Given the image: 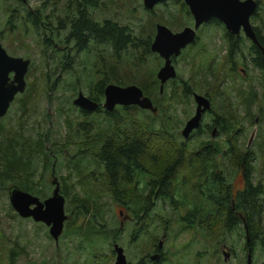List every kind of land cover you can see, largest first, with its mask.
<instances>
[{"label": "rangeland", "instance_id": "1", "mask_svg": "<svg viewBox=\"0 0 264 264\" xmlns=\"http://www.w3.org/2000/svg\"><path fill=\"white\" fill-rule=\"evenodd\" d=\"M25 1L30 7L37 9L42 0ZM45 1L40 14L51 15L48 22L53 25L56 17L63 16L64 0ZM179 1L163 0L151 9H145L142 0H98L95 11L90 9V14L95 19H111L125 25L143 39H146L147 33H151L150 41L155 23H161L171 31L192 25L190 14L180 7ZM256 1L257 9L250 16L249 23L264 38V0ZM16 6L15 0H0V33L4 36L1 44L16 55L29 58L27 79L35 83L36 93L26 103L23 113L15 105L1 120L2 124L0 123V150L6 155L0 152V169L5 159L11 156L25 161L27 165L25 171H12L9 176L0 177V264H7L9 255L14 264H112L113 255L110 249L113 242L122 247L125 259L133 262L145 253L150 254L159 239L160 251L164 255L162 264H194L196 259L197 264H244V233L238 224L230 233L223 231L220 234V231H214V228L219 227L211 223V217L207 222L196 218L192 226L187 228V224L183 222L184 217L192 207H197L198 210L201 206L190 207L185 202L183 206L173 207L167 202L154 201L149 212L150 222H146V232L137 241H129V222H124L125 212L129 215L128 209L133 206L122 208L116 204L110 192L101 184L98 189L102 191L96 189L94 194H90L91 205L87 212L76 214L70 198L72 194L81 197L84 190L77 172L71 174L70 169L75 167L70 165L68 157L82 156L77 152L82 136L75 130L76 121L80 117L71 99L77 90L85 95L87 83L91 79L96 80L98 76L94 74L96 66L104 65L103 70L108 71L111 61L107 58L95 59L94 49L87 53L79 52L72 61L76 62L74 72L66 74L59 71L58 78L55 77L57 70H52L51 63L59 59L60 53L43 46L39 40L43 34L48 36L47 31L39 27L32 30L23 22L12 20L11 23L16 28L7 32L6 16ZM19 7H22L21 3ZM40 20L43 21L42 17ZM220 25L212 21L195 30L196 42L187 45L173 57L175 77L165 82L163 95L158 96L157 90L152 95V105L156 110L152 113L148 110L138 113L137 120L155 129L163 127L176 143L184 140L189 147L197 148L195 145L198 143L211 141L223 148L226 143L233 142L240 151L249 150L253 156L249 163L252 167L250 178L253 182L259 181L262 188L259 197L262 204L261 223L264 224L263 69L255 65L254 54L248 49L250 43L241 32L239 35L243 37V41L231 69L225 61ZM124 55H121V60ZM161 63L162 60L157 54L149 50L142 54L140 49L132 59L119 63L115 69L120 74L133 72L129 76L134 77L138 76L136 70L149 72L150 75L153 73L156 80L155 72ZM45 78L51 79L50 81L57 78L51 90H45ZM63 79L66 80L64 87L61 86ZM184 82L191 92L208 96L211 109L224 117L227 125L221 132L217 131L213 136L204 132L205 124L209 120L205 112L200 121L201 132L198 133L196 129L188 137H181L180 129L194 109L191 92L183 95ZM97 117L95 118L98 119ZM70 131L73 133L66 135ZM96 132V127L92 126L90 134L95 135ZM63 143H71L73 146L57 148ZM156 146L151 143L147 148ZM227 173L230 185L239 189L241 180L238 167L227 168ZM27 175L29 186H33V191L28 192L39 200L50 195L52 177L56 178L60 190L65 192L63 212L66 218L56 241L49 236L47 226L33 221L30 217L18 216L9 205L8 187L12 183L23 181ZM189 192L190 189L186 194ZM119 209L122 210L121 213H118ZM202 215L203 213L199 216ZM119 221L123 222V227L119 233H115ZM221 243L225 244L229 252L225 261L220 249ZM263 259L264 248H255L250 255V264H260Z\"/></svg>", "mask_w": 264, "mask_h": 264}, {"label": "trees", "instance_id": "2", "mask_svg": "<svg viewBox=\"0 0 264 264\" xmlns=\"http://www.w3.org/2000/svg\"><path fill=\"white\" fill-rule=\"evenodd\" d=\"M97 2L98 0H71L67 6L68 10L62 11L63 15H66L68 24L67 39L72 43V50L67 59L69 64L63 69L71 74L76 65V62L71 61H74L78 52L87 53L95 49V59L107 58L111 63L108 71L103 70L104 65L96 66L94 70V74L98 75L96 80L91 79L85 86L86 94L91 99L100 101L104 85L112 82L120 86L134 84L154 103L152 95L156 90L158 93V81L153 78V73L150 75L149 72L136 70L138 76L134 77L129 76L133 72L120 74L119 70L115 69L119 63L132 59L138 50L141 49L142 54L148 52L151 33H147L146 39H143L135 35L127 26L120 25L116 21L95 19L90 14V9L95 11ZM45 4V0L40 2L36 10L38 14ZM179 5L187 14L189 13L181 0ZM62 19L56 17L55 29L61 27ZM37 22L35 21L36 24ZM252 29L257 40L264 47V38L259 30L256 27ZM225 35L228 43L227 56L230 57L232 52L237 50L241 40L239 36L232 38ZM42 44L47 46L44 42ZM248 49L254 54L255 65L261 68L259 52L255 45L250 42ZM122 54H125L123 60H121ZM139 56L140 62L141 55ZM185 85L184 82V96L190 93ZM73 90L75 91V88ZM162 92L157 95H161ZM146 110L137 106L116 105L112 111L98 109L91 115L81 111L89 120L79 122L76 126L77 133L82 136L79 139L81 146L77 152L82 156L70 160V165L75 167L78 173V180H82L81 187L84 190L81 197L72 194L70 198L76 214L87 212L91 205L90 194H94L101 184L110 192L116 204L125 208L133 206L139 225L150 222L149 212L153 208L154 201L167 202L173 207L183 206L186 202L190 207L201 206L198 210L197 207H193L184 217L183 222L187 224V228L192 226L196 218L207 222L211 217V223L218 225L220 229L214 228V231H220V234L223 231L230 233L238 224L244 233L245 253L249 249L251 255L255 248H264V224L261 223L262 204L259 197L262 188L259 181L253 182L250 178L252 167L249 163L253 157L251 152L244 150L241 153L233 142L226 143L224 150L209 141L203 142L209 146H199V148L198 145L197 148L189 147L184 140L176 143L163 127L155 129L137 120V114ZM213 113L216 117H221L214 111ZM223 124L226 127L227 123ZM92 126L96 127L95 135L90 134ZM221 129L224 128L219 125L218 133L222 131ZM196 131L201 132L199 128ZM204 132L209 133V129L205 128ZM151 143L157 146L148 149L147 146ZM0 152L5 155L2 149ZM90 160L96 161L90 164ZM26 166L25 161L18 160L17 157L6 158L0 169V177L5 178L12 171H25ZM231 166L238 167V170L242 171L244 186L241 190L232 188L227 178V168ZM28 179L27 175L23 181L12 184L23 191H33ZM189 189L190 192L186 194ZM64 193L63 197L66 196ZM201 213L203 215L200 217ZM245 232L248 237L247 243ZM7 264H14L10 255ZM260 264H264V259Z\"/></svg>", "mask_w": 264, "mask_h": 264}, {"label": "water", "instance_id": "3", "mask_svg": "<svg viewBox=\"0 0 264 264\" xmlns=\"http://www.w3.org/2000/svg\"><path fill=\"white\" fill-rule=\"evenodd\" d=\"M163 0H142L145 9H151L155 4ZM188 9L192 18V25L183 26L178 31H171L161 23L154 24V33L149 42L150 52L157 54L162 59L161 65L155 72V78L158 81V93L160 94L163 85L167 80L175 77V69L171 63L172 57L179 54L180 50L195 39V30L198 26L210 19L219 21L224 29L230 34H238L240 31L243 36L248 38L255 45L259 52L260 62L263 69L262 83L264 86V47L257 40L249 18L255 12L257 7L256 0H181ZM28 60L21 57L7 55L0 47V116L4 113L9 100L12 97L13 90H21L23 85V75L26 70ZM14 70V79L17 84L11 92L1 91L3 80L6 78V72ZM103 102L101 106L106 111H112L114 106H137L140 109L155 111L148 96L143 95L141 89L134 84L116 85L107 83L102 90ZM192 99L195 103L194 113L189 117L180 130V135L186 138L189 133L199 125L201 114L209 109V100L207 97L192 92ZM72 103L85 111H93L98 107L97 102L89 99L81 92H77ZM54 185L50 195L39 200L37 196L19 189L15 184L7 189V198L10 207L15 213L22 217H30L33 221L41 222L47 226L49 236L56 241L62 230V223L65 219L63 212L64 199L58 192V185L54 178L51 179ZM245 242H248L245 232ZM157 246H160L158 242ZM222 248V257L225 261L229 257L228 250ZM113 252L115 254L113 264H124L125 259L122 248L113 243ZM250 264L249 249L245 255V263Z\"/></svg>", "mask_w": 264, "mask_h": 264}, {"label": "flooded vegetation", "instance_id": "4", "mask_svg": "<svg viewBox=\"0 0 264 264\" xmlns=\"http://www.w3.org/2000/svg\"><path fill=\"white\" fill-rule=\"evenodd\" d=\"M15 1H16L17 6L14 7V8H11L9 10L10 12L6 16L5 26H7V32L13 31L16 28L15 24L11 23L12 20H17V22L19 21V23L23 22L24 24L27 25V27L32 28V30H37V28L39 27L40 29L47 31L48 36L41 35L39 40H40V42L46 43V45L49 48H51L52 50H54L55 52L60 53L59 59L56 62L51 63L53 65L52 70H57V73H56L55 77L58 76L59 71L61 73H65L67 70L63 69V67L64 66L66 67L69 64L67 59H68L69 53L72 50L71 49L72 48V43L67 39L68 24H67V20H66V15H63L62 16L63 19L60 20V26L61 27L58 28V29H55L56 24L52 25L51 22H48L51 15L48 14V15H43L42 16V14H38L36 12L37 9L36 8L33 9V7H30L25 0H15ZM70 1L71 0H64L63 5H62V11L66 12V10H68L67 6H69ZM19 3H21L22 7H19ZM41 17H42L43 21L40 20ZM34 20L38 21L37 24L35 23ZM212 21L221 24L219 21H217L215 19H210V20L200 24L198 27H200L201 25L207 24L209 22H212ZM52 26H53V29H51ZM220 26L222 27V38L224 40L223 48H224V54H225V61L227 63H229V65L231 66V69H233V65H234L235 59H236V57H237V55L239 53L238 49H240V46H241L242 41H243V37H241L239 35V33L236 34V35L235 34H230L224 29L222 24ZM225 34H227L229 36H232V38H235V37L239 36L238 38H240V40H241V41H239V45L237 47V50L235 52H232L230 57L227 56L228 43H227V38H226ZM2 36L3 35L0 33V47L5 51V53L7 55H10V56H13V57H21L22 59H27L28 63H27L26 70H25L24 75H23L22 89L21 90H13L12 91V97L9 100L8 105H7L4 113L0 116V123H1V120L9 113V110L11 111L15 105L18 108L20 107V110H21L20 112L23 113L25 111L24 108L27 106L26 103L30 100V98L34 97L35 93H36L35 83H32L31 81H29L27 79L28 78L27 75H28L29 69H30V60H29V58L26 57V56L16 55V53H14L13 51L3 47V45L1 44V40L3 39L4 36L3 37ZM52 37H54V39ZM246 39L249 41V43L251 42L248 38H246ZM196 40L197 39L195 37L194 41L192 43H190V44H187V45L194 44L196 42ZM94 51H95V49H94ZM75 52H77V51L75 50ZM80 52H83V51H80ZM259 58H260V56H259ZM171 63L173 64V57L171 59ZM240 70L243 71L242 68H240ZM14 74H15L14 70H8L6 72V74H5L6 78L3 80V85L1 86V91L9 93V92H11L12 89H14V86L17 84V82L14 79ZM66 74H67V72H66ZM57 78H54L52 81H50L51 79H49V78H45L44 84H45V90L46 91L47 90H51V88L56 84ZM62 85H63V87L66 86V80L65 79L61 80V86ZM77 92H81V91L77 90ZM77 92H76V94H77ZM190 94H191V97H192V92ZM85 96H87L89 99H91L88 95L85 94ZM203 96L207 97V99L209 100V109L205 111V112H207V114L209 116V120L205 124V128H208L210 136H213V133H215V132L217 133V131L219 129V125L222 126L223 128H225V126L223 124V123H225V119L222 116L221 117H216L215 116V114L213 113V110L210 107V99H209V97L206 96V95H203ZM75 97H76V95L71 99V103H72V100L75 99ZM91 100H93V99H91ZM93 101L97 102L98 107L95 110H93V111H86V113L88 112L89 115H91L92 113H95V111L98 110V109H99V111H101V110L106 111L101 106V104L103 102V95H102V98H101L100 101H96V100H93ZM74 107L76 108V110L78 112V115L80 117V119H78L76 121V126L79 124V122H81V123H83V121L87 122L86 120H84V118L87 119V117H86L87 115H83V113L81 112V111H85V110H81L80 108H78L75 105H74ZM194 108H195V103H194ZM193 113H194V109H193L192 114L189 117H191L193 115ZM204 113L201 114V117L204 115ZM201 117H200V120H199V125H198V127L196 129H198L199 126H200ZM185 121H184L183 125L185 124ZM183 125H182V127H183ZM0 129H1V125H0ZM196 129H194V130H196ZM75 130L77 132V128L76 127H75ZM194 130H192V131H194ZM72 133L73 132L70 131L66 135H71ZM190 133H189V135H190ZM209 142H211V141H209ZM197 145H198V148H199V146L200 147L209 146L206 143H198ZM197 145H195V146H197ZM68 146H73V145L71 143H68V144H64L63 143V144H61V146L58 145L57 148L61 147L62 149H64V148H66ZM222 149L224 150V147ZM240 152L242 153V151H240ZM64 153L67 155L66 152H64ZM72 157H73L72 155H70L68 157L69 162H70V160H72V159H69V158H72ZM95 161L96 160H93V161L90 160L89 163L92 164ZM52 165H53V163H52ZM70 171H71V174L73 175L74 172H76V169H70ZM51 174H52V172H51ZM239 177H240V180H241L239 190H241L243 188V186H244V182H243V178H242L243 177L242 171L241 172L239 171ZM52 178L55 179V181H56V183L58 185V192L62 195V193H63L62 189L60 190L61 187L58 184L56 178L55 177H52ZM53 187H54V185L52 184V189H53ZM232 188H233V186H232ZM235 190H238V189H235ZM191 209H193V207ZM128 210H130V214L128 215L127 212H125V215H124V219H125L124 222L125 221L129 222V224L127 225L128 226L127 235H128L129 241H137L138 238L140 237V235L142 236V234L146 232V222H145V225H139L138 222H137V219L135 217L134 210L132 208H129ZM121 212H122V210L119 209L118 213H121ZM122 227H123V222L119 221L116 229L114 230V232L115 233H119L122 230ZM158 242H160V246L159 247L157 246ZM113 243L111 244L110 251H111V253L113 255V261H114L115 254H114L113 249H112ZM223 245L225 246L224 243H221V245H220V249L221 250L223 248ZM160 248H161V240L159 239L157 241V243H155L153 245V248H152V251H150V254L149 253H145L144 255L139 256L133 262L127 261L125 259V256H124V259H125V263L124 264H162L164 255L160 251ZM224 249L227 250V247H225ZM122 253H123V250H122ZM112 264H113V262H112ZM194 264H197V259L194 261Z\"/></svg>", "mask_w": 264, "mask_h": 264}]
</instances>
